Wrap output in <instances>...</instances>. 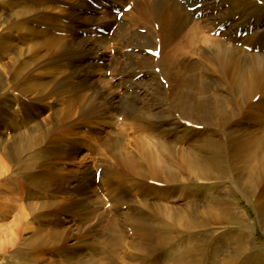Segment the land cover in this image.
I'll return each instance as SVG.
<instances>
[{"label": "bare ground", "instance_id": "bare-ground-1", "mask_svg": "<svg viewBox=\"0 0 264 264\" xmlns=\"http://www.w3.org/2000/svg\"><path fill=\"white\" fill-rule=\"evenodd\" d=\"M93 2L103 8L96 17L86 14L94 7L89 0H0V190L17 189L18 176L26 178L21 199L16 190L0 196V217L8 207L18 212L13 227L0 232V249L36 227L31 210L43 220L25 246L15 244L16 264H39L42 258L30 253L43 250L54 256L46 264H205L211 237L228 224L239 230L218 264H238L256 247L242 199L254 205L264 229V0H116L131 5L121 19L111 14L121 6ZM83 21H91L97 38L78 33ZM111 41L124 55L118 80L109 79L111 88L90 86L93 57ZM59 99L63 107L54 108ZM45 106L51 113L41 119ZM103 124L107 134L99 138ZM127 125L135 129L130 149ZM99 141L114 157L110 165L95 164L103 169L100 182L90 163L75 178H62L61 161L85 143L100 152ZM211 180L222 182L223 193L202 203L192 183ZM16 198L28 202L19 206ZM108 202L110 225L103 218ZM64 209L81 220L73 247L59 238L62 221L52 215ZM113 229L117 239L104 252ZM125 247L131 254L120 256Z\"/></svg>", "mask_w": 264, "mask_h": 264}, {"label": "rangeland", "instance_id": "rangeland-1", "mask_svg": "<svg viewBox=\"0 0 264 264\" xmlns=\"http://www.w3.org/2000/svg\"><path fill=\"white\" fill-rule=\"evenodd\" d=\"M91 1H93V0H91ZM91 1L89 0V3L92 4V6H94V7L93 8L86 9V14H89L91 16L96 17V16H98L99 12L101 10H103V8H102L101 5H98L97 3H94V2H91ZM96 1H98V0H96ZM103 1L106 4H107V2H112V3L115 4L114 6H116V7L121 6V9L122 10L124 8L123 5L117 3L116 0H103ZM99 2H100V0H99ZM98 6H100L101 9H98ZM17 10H19V9H17ZM2 12H3V10H2ZM126 12H130V10L129 11H126ZM57 13H58V11H56L55 14L57 15ZM111 14H114V13L111 12ZM58 15H59V13H58ZM102 15L103 14H100L99 17H101ZM121 18H124V17L121 16ZM3 19H4V16H2L1 20H3ZM90 22L91 21H88V22L83 21L82 23H79L78 26H77V28H79L78 33L83 38H85V39L86 38H88V39H94L95 37L97 38V36H98V33L94 32L93 31V28H88V27H92V25H88ZM132 27H133V29L137 28L135 26H132ZM55 34L60 35L61 33L56 31ZM211 34L214 35V32H211ZM106 47H107V49H106ZM246 48L249 49V50H251L250 47L249 48L246 47ZM124 50L129 52L131 49L130 48H125ZM137 51L138 52L141 51L140 47L137 48ZM120 55L121 56H124L121 53V50L119 51L117 45L114 42L111 41V42H109V44H107L105 46H102L100 48V50L98 51L97 55L93 57V62L94 63L92 65V67H91V69H93L92 70L93 73H92V79L89 82V84L91 83L92 85H99V86L101 85L102 87L108 88L109 86H111L110 84H113V82L111 80H113V81L114 80H118V77H119L118 74H119V71H120L121 62H122V60H124V57H121ZM152 56H155V55H152ZM98 66H99V68H98ZM100 71L101 72L103 71V72L101 73ZM113 73H115V74H113ZM139 76H141V75H139ZM139 76L137 77V79L139 78ZM104 77H105V79H104ZM110 78H111V80L109 81ZM107 81L110 82V83H107ZM97 82L99 84H95ZM91 84H90V86H91ZM165 86L167 87L168 85L166 84ZM109 88H111V87H109ZM88 91L89 90H87V92ZM9 96H10V94H9ZM49 100H54V99H49ZM47 102L50 103V104L53 103V101L52 102L51 101H47ZM52 105H53L54 108H57V109L63 107V104L61 103V100L60 99L58 100V102H55ZM58 106H59V108H58ZM50 110L51 109L48 108V106L47 107L45 106L44 109H43V111H42V115L40 116V118L42 119V118L47 117L51 113ZM122 117L123 116L120 115L118 121L116 120L117 122H115L113 124V130L115 132H119L122 129L121 128L122 127L121 125L123 124V120L121 119ZM120 121H122V122H120ZM127 126H126V129H127L126 130V133H128L127 135L129 137L128 138L129 140H127V146H128L127 148L130 149V147L132 146V144H131L132 141L131 140H133V137L135 136V129L134 128H131L132 126H130V127H129V125H127ZM97 128H99V129L96 130L95 132H98L97 133V136L99 138H100V135L103 136V135L107 134L106 132L108 130V127L105 124L98 125ZM81 129L82 128H80V130ZM129 129H131V130H129ZM103 130H104V132H102ZM7 136H9V134H7L6 137ZM99 145H101V146H99ZM97 146L99 148H101L100 152L93 151V149L91 148V146L89 145V143H85V144H81V146H77L78 147L76 149L77 151H73L72 156H71V159L70 160L69 159H66L64 161H61V163L58 165V167H60L61 170H62V172H59V173H63L62 178L63 177H64V179H66V177H68V178L74 177L75 178L76 175H80L82 173V170H83L82 167H83V165L84 164L86 165V164H89L90 163V164L93 165L94 172H96L95 173L96 182L99 183L103 169H102V167H98L97 170H96V167H94L95 164H101L103 162L105 165H110V162L112 161V159L114 157L112 155V152L109 151V149H107L104 145H102L100 143V141L97 143ZM30 154L31 153L25 155V157H23V159L20 161L19 165L23 162V160H25V159L27 160V158H29L28 156H30ZM135 156H138V154L136 153ZM105 157H106V159H105ZM100 161H101V163H100ZM11 166H12L11 168H13V171H15L13 173L16 174L17 167H15V166H18V164H14V165H11ZM98 170H101V172L98 171ZM46 172L47 171L43 172V176H44L43 178L44 179L46 178V175H45ZM97 172L100 175L98 174V176H97ZM92 176L94 177V173L92 174ZM9 177L12 178V179L14 178L13 176L12 177L9 176ZM18 179L19 180H18L17 189H16V187L14 185H12L13 186L12 189L10 187H8L7 185H5V186H3V189L0 190V196L3 197L8 192H11V190H16L17 195L21 199L22 198V194H23L22 193V186H25L24 184L26 183V178L25 177H22L20 175V176H18ZM128 182L126 183L125 187L128 188L132 192V188L129 187L130 184L128 186ZM26 185L28 186V184H26ZM192 185L194 187V190L195 191H198L201 194L200 201L202 203H204L205 201H207V199H208L207 197L209 195H211V194H216V193L217 194H222L223 193V192L221 193V191H222V186H221L222 185V182H214L213 180H211V182L208 181L206 183H192ZM57 186L59 187V185H57ZM63 186H68V184L67 185H63ZM218 188H220L221 191ZM177 189L180 191V194L181 193H185L184 192L185 191L184 186H179ZM50 190L53 191L54 189H50ZM103 191H104L103 189L102 190L101 189L98 190V192L102 195V197L104 198V200H106V196H104L103 193H102ZM2 192L4 193L3 195H2ZM40 194H43V196L46 197L47 194H48V191L40 192ZM180 194H178V196L180 198H183V196L180 195ZM226 194L227 195H233V194H229V192H226ZM40 196H42V195H40ZM40 196H39V198H40ZM40 200H42V199L40 198L39 201ZM131 200L133 201L132 203H134L135 205L137 204V206L138 205L140 206V204H138L139 203V200H140V197L139 196L134 195ZM36 201H38V200H35L34 202H36ZM128 201H130V200H128ZM27 202L28 201H26V200H21L20 201L18 198H16V203L19 206H20V204L27 203ZM173 202L176 203V204H179L181 202V200H179V201L177 200L176 201V199H175V200H173ZM246 202L247 201H245V200L242 199L239 202V206H242V210H245L244 211L245 214L247 213L246 216L249 218L248 220L250 222L251 229H252L251 230V235L248 237V239L250 238L251 243L253 242L252 244L256 245V247L247 250L246 253L244 254V256L239 259L240 261H238V264H264V229L261 226V223H260V220H259V217H258V213H257L256 208L254 207V205L248 204V202L247 203ZM103 208H104L105 211L109 212V213H107V215L105 214L103 216V218H105L104 219V221H105L104 223L110 225L111 223H113L112 220L114 218V216H113L114 211L112 209V203L111 202L106 203ZM123 208H122V210L125 211V209H126L125 205H124ZM7 209L6 210L3 209L4 212L1 211L2 216L0 217V232L2 230H10V228L13 227L12 222L15 220V217L18 214L17 209L14 210L11 207H8ZM11 209L14 210V211H12ZM28 212H29V222L31 223V226H34V225L37 224L36 225V227H37L38 224H39V221L40 220H43V217L36 218V216L35 217L32 216V215H34L35 212H33L31 210H29ZM46 212H49V211H45L42 214H45L46 216H49L48 213L46 214ZM49 213H51V212H49ZM100 213L101 212L99 211L97 216H99ZM58 214H52V215H54L53 216L54 219L56 218V219L62 221L59 224H61L60 225V228H61V231L64 230V233L61 232L60 235H59V238L66 245H69V246H72V247L73 246H76V244H78V241H77L78 238H77V236L79 234V228H80V226H82L80 224L81 223V220H80L79 216H77L76 215V212H73V210L70 211V210H67V209L61 210ZM30 216H32V217H30ZM49 217H52V216H49ZM38 219H40V220H38ZM128 220H129V218H128V215L126 213H124V214L121 215L120 222L122 223V225L125 226V228L128 225L127 224ZM93 221H95V220H92V222ZM223 226H227V225H223ZM36 227H33L32 229H28L26 231L25 230L18 231L17 236H15L16 237L15 238V244H17L18 246H16L14 244V247L16 246L15 248L14 247H11V248H7L6 250L0 249V264H16L15 261H14V259H13L14 257H12V256L15 255L14 249H19L18 247L25 246L26 243L29 240V237L35 232ZM52 228H54V227L52 226ZM56 228H59V227H56ZM113 230H108L107 231L108 238H107V240L104 243L106 246L104 245L103 248H102V250L104 252L105 251L107 252V251L111 250V248H112L111 247L112 246V242L115 239H117L118 232H116L115 229H113ZM235 230H239V227H237L236 224H228V227H220V229H217L216 230V232L213 235V237H211V242H210V245H209L208 253H207V255L204 258L205 264H218V261H219L218 258L222 255V253H223V251L225 249V245H228V247L230 246L228 249H232L235 246V244H231V243L234 242L233 237H235V236H233V234H234L233 232ZM127 232L129 234V236L132 237V231H128L127 230ZM202 233L203 232H201V233H195L192 236V238H194L195 240H198V238L200 237V234L202 236ZM4 234L5 233H2V234L0 233V236L4 237ZM228 237H232V238H228ZM129 239H131V238H129ZM129 239H128V242H129V246H130L131 240H129ZM228 239H231V242H227V241H229ZM111 240H113V241H111ZM109 241H111V242H109ZM226 242H227V244H226ZM259 246H263V247H259ZM259 250H261V251H259ZM49 252L50 251H48V250H43V251H40V252L39 251H36V252L30 253V255L34 253V254L40 256L42 259L40 260V263L39 264H46L49 261V259H51V258L54 257ZM118 252H120V256L121 255H124V254L130 255L131 252H132V250L129 247H125L122 250L120 249V251L118 249ZM249 256H250V258L247 259ZM124 259L126 260V258H124ZM169 259H170V257H162L161 258V260H163V261L169 260Z\"/></svg>", "mask_w": 264, "mask_h": 264}]
</instances>
